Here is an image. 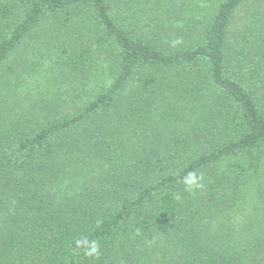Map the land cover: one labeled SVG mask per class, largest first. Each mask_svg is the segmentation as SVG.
<instances>
[{
  "label": "trees",
  "instance_id": "16d2710c",
  "mask_svg": "<svg viewBox=\"0 0 264 264\" xmlns=\"http://www.w3.org/2000/svg\"><path fill=\"white\" fill-rule=\"evenodd\" d=\"M263 16L0 0V264H264Z\"/></svg>",
  "mask_w": 264,
  "mask_h": 264
},
{
  "label": "rangeland",
  "instance_id": "374dc122",
  "mask_svg": "<svg viewBox=\"0 0 264 264\" xmlns=\"http://www.w3.org/2000/svg\"><path fill=\"white\" fill-rule=\"evenodd\" d=\"M254 9V13L262 11L261 7L262 4L254 3V4H246L245 6H242L241 9H239L236 20L232 24V29L234 31H237L240 29L242 24L244 23L245 16L253 13L250 12V8ZM241 18V20L239 19ZM264 19V16L263 18ZM245 26L248 25V23L244 24ZM42 78V77H41ZM41 78H39L41 82ZM45 80L42 81V84H45ZM46 85V84H45ZM251 196L247 198V195L240 201L241 204V210H240V216L233 217V223L234 226H241V224L245 225H253L256 227H262L264 222V198L258 197L257 193L253 191L250 193Z\"/></svg>",
  "mask_w": 264,
  "mask_h": 264
},
{
  "label": "clouds",
  "instance_id": "9594fccd",
  "mask_svg": "<svg viewBox=\"0 0 264 264\" xmlns=\"http://www.w3.org/2000/svg\"><path fill=\"white\" fill-rule=\"evenodd\" d=\"M202 177H197L194 172H189L184 178L183 183L186 186V189L189 191H192L196 188L202 187V184L200 183V180ZM81 241H77V244H79ZM85 256L88 257H95L99 254V244L96 241H91L87 243V247L84 251Z\"/></svg>",
  "mask_w": 264,
  "mask_h": 264
}]
</instances>
